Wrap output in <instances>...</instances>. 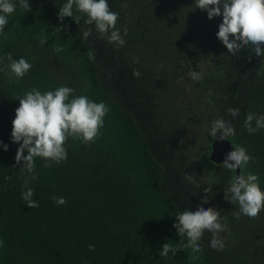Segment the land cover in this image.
Returning <instances> with one entry per match:
<instances>
[{"label":"trees","instance_id":"trees-1","mask_svg":"<svg viewBox=\"0 0 264 264\" xmlns=\"http://www.w3.org/2000/svg\"><path fill=\"white\" fill-rule=\"evenodd\" d=\"M28 2L29 12L17 0L0 35V57L11 53L32 65L15 83L0 71V141L8 145V151L0 146V264H264V226L249 217L238 224L233 217L237 205L231 203L230 232L218 235L223 250L209 247L212 235L206 231L199 242L202 252L185 248L174 257L159 255L164 243H180L173 227L176 216L201 206V196L190 192L184 165L170 151L173 135L166 125L159 126L156 107L160 83L168 85V64L160 68L162 48L189 29L176 18L177 10L159 16L156 0H108L119 13L116 28L126 41L117 48L101 39L75 7L72 18L60 21L59 8L67 0ZM89 27L93 32L84 39ZM59 86L104 102L110 111L94 143L66 141V161L45 168L44 159L35 158L37 179L29 187L39 207L31 209L21 198L24 175L15 161L19 144L11 140L19 107L15 98L32 88L44 92ZM53 196L67 203L57 205Z\"/></svg>","mask_w":264,"mask_h":264},{"label":"clouds","instance_id":"clouds-1","mask_svg":"<svg viewBox=\"0 0 264 264\" xmlns=\"http://www.w3.org/2000/svg\"><path fill=\"white\" fill-rule=\"evenodd\" d=\"M18 4L28 12L31 10L28 0H18ZM74 7L76 11L86 15L85 23L94 25L101 39L106 38L108 43L115 44L117 48L126 43L120 30L116 28L119 13L110 9L108 0H67L59 8L58 19L63 21L65 17L72 18ZM122 7H127V4H123ZM195 7L206 12L209 20L222 16V23L216 35L233 56L249 46L255 56H264V0H195ZM16 9L17 0H0V35H4L8 17ZM79 19L80 17H76L75 22L78 23ZM92 32L93 28L89 27L83 33V38L87 39ZM124 34H127L126 29ZM45 42L46 40L41 41ZM55 51L59 52L62 49L56 48ZM89 55L92 58V55ZM4 60L9 63L4 64ZM136 62H139L138 59ZM31 67L25 58L14 59L11 53L0 57V71L8 75L9 83L22 79ZM133 75L139 78L140 73L134 70ZM189 75L193 80L200 79V74L196 71ZM74 91L68 86H59L44 92L32 88L23 96L15 98L19 100V107L15 110V118L12 121L11 140L19 144L15 161L17 165L22 164L19 169L24 175L21 198L31 209L39 207V202L33 199L34 189L29 187L31 181L37 179L35 158H43L45 168L66 161V141L72 138L85 145L94 143L104 127V118L110 111L104 102L97 103L85 95L74 96ZM228 114L233 119L237 118L239 108L230 107ZM253 121L255 127L252 126ZM245 127L250 134L264 129V115L248 113ZM210 134L216 138L219 134V139L223 140L224 137L234 135L235 128L225 119L218 118L212 122ZM0 146L4 151H8V145L3 141H0ZM250 160L246 149L237 147L226 154L223 162L228 170H237L247 166ZM5 179L10 180L11 176ZM185 179L192 181L194 176L186 174ZM205 191H208L207 188ZM224 198L232 205H238L239 210L233 212L236 220H239L241 215L257 218L264 210V190L261 189L256 174L249 173L246 176L236 174L224 190ZM52 200L57 205L67 203L64 197L53 196ZM198 201L201 206L195 211L184 210L176 216L178 223L173 224V227L181 237L180 243L175 246L168 242L164 243L159 252L161 257H167L169 253L174 257L178 251L185 248H191L193 253L202 252L199 242L206 231L212 235L209 247L217 251L223 250L224 244L218 238L219 233L224 230L220 211L212 207H203L201 199ZM184 238L187 239L186 244L183 243ZM0 247H3L2 240ZM88 248L95 251L94 245L90 244Z\"/></svg>","mask_w":264,"mask_h":264},{"label":"flooded vegetation","instance_id":"flooded-vegetation-1","mask_svg":"<svg viewBox=\"0 0 264 264\" xmlns=\"http://www.w3.org/2000/svg\"><path fill=\"white\" fill-rule=\"evenodd\" d=\"M156 1L159 16L176 9V18H183V24L189 25L186 34L173 40L174 45L165 51L162 48L160 68L168 64L169 69L164 75L168 85L163 81L158 88V123L168 127L173 135L170 151L194 176L189 181L190 192L196 193V198L201 196L203 207L220 211L224 230L219 234H225L230 232L226 218L230 202L224 198V190L236 171L225 168L218 157L211 159L216 142L210 134L211 124L218 118L231 123L235 134L223 140L233 149L245 148L251 157L247 166L237 169V175L256 174L264 190V129L250 134L245 127L248 113L264 115V56H255L250 46L235 56L229 53L216 35L222 16L209 20L206 12L195 7V0ZM192 71L200 74L199 80L191 78ZM230 107L239 108L237 118L228 114ZM238 210L237 205L234 212ZM244 217L248 218L241 215L237 223ZM257 218L264 226V210Z\"/></svg>","mask_w":264,"mask_h":264},{"label":"water","instance_id":"water-1","mask_svg":"<svg viewBox=\"0 0 264 264\" xmlns=\"http://www.w3.org/2000/svg\"><path fill=\"white\" fill-rule=\"evenodd\" d=\"M229 149L233 150L231 145L227 141L219 139V136H217L211 159H216L218 157L220 161H224L226 154L229 152ZM235 171L237 174L238 170Z\"/></svg>","mask_w":264,"mask_h":264}]
</instances>
